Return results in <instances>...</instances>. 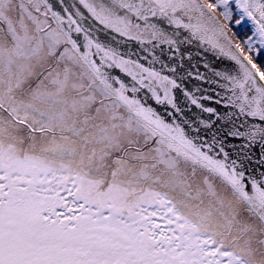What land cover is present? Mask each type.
<instances>
[{
	"label": "snow or ice",
	"instance_id": "obj_1",
	"mask_svg": "<svg viewBox=\"0 0 264 264\" xmlns=\"http://www.w3.org/2000/svg\"><path fill=\"white\" fill-rule=\"evenodd\" d=\"M0 264H264V0H0Z\"/></svg>",
	"mask_w": 264,
	"mask_h": 264
}]
</instances>
